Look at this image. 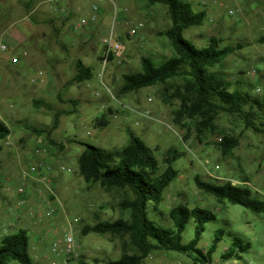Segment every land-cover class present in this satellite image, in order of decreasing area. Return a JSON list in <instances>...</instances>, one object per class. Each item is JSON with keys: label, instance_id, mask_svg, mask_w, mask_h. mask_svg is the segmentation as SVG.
<instances>
[{"label": "rangeland", "instance_id": "rangeland-1", "mask_svg": "<svg viewBox=\"0 0 264 264\" xmlns=\"http://www.w3.org/2000/svg\"><path fill=\"white\" fill-rule=\"evenodd\" d=\"M29 1L0 0V118L11 130L10 137L0 142V237L27 230L33 264L120 260L124 254L120 237L83 235L82 229L126 218L121 203L131 193L87 184L79 174L78 159L83 144L114 151L124 148L133 134L153 151L163 170L169 149L181 155L173 164L177 179L158 209L149 210L152 220L173 229L170 212L177 205L208 209L217 220L206 226L199 248L206 251L216 234L224 232L212 264H264V213L219 201L200 191L195 182L196 178L216 184L232 182L264 202V135L246 130L228 114L217 118L215 133L200 135L193 124L190 130L183 129L174 122L180 103L164 101V86L121 94L123 77L143 71L142 58H151L159 66L174 57L171 42L161 35L171 27L167 7L149 6L146 0H57L54 3L61 10L57 12L51 0H36L31 7ZM184 1L195 12H206L204 25L186 31L185 38L200 48L215 37L222 41L220 47L237 49L219 69L228 81H240L251 96L264 99V44L258 43L264 35V0ZM230 10L235 16L229 15ZM94 14L96 22L78 28ZM140 23L143 29L130 37V30ZM111 32L123 50L103 71L104 39ZM78 61L94 70L92 81L72 82ZM102 117L108 125L98 127ZM230 135L240 143L231 155H225L220 143ZM33 167L49 174L58 201L55 214L49 215L45 204L49 193L40 194L39 185L30 178L35 174ZM20 187L28 198L23 206L18 205ZM70 224L80 249L76 258L63 262L51 247L63 240ZM194 229L190 221L183 234L185 244L194 238ZM234 239L250 248L242 259L224 261L222 255ZM142 264L194 263L176 252H157Z\"/></svg>", "mask_w": 264, "mask_h": 264}, {"label": "trees", "instance_id": "trees-1", "mask_svg": "<svg viewBox=\"0 0 264 264\" xmlns=\"http://www.w3.org/2000/svg\"><path fill=\"white\" fill-rule=\"evenodd\" d=\"M35 1L30 0L29 7ZM146 1L149 6L167 7L171 27L161 35L171 42L174 57L159 66L151 58H142L143 71L123 77L121 94L164 86V101L171 103L177 100L180 103L174 114V122L183 129L190 130V124H193L200 135L206 132L215 133L218 130L215 124L217 118L221 114H228L241 121L246 130L264 135V99L251 96L240 81H228L225 73L219 69L237 49L233 46L220 47L222 41L215 37L210 39L208 45L199 48L184 36L186 31L204 25L206 12H195L192 5L184 0ZM258 43L264 44V35ZM109 60L112 61L113 56ZM93 79L94 70L78 61L72 82L83 84ZM176 80L179 82L176 83ZM169 89H173V92L166 95ZM97 123L98 127H105L108 120L102 117ZM57 126L58 121L54 128ZM10 135V128L0 118V142L8 139ZM129 135L128 144L114 151L83 144L85 149L78 159V169L85 182L89 185H100L106 190L131 193V198L121 203L126 218L85 226L82 229L83 235H111L124 241L122 258L118 261L108 260L105 264H142L151 254L157 252H176L187 256L194 264H212L213 254L222 242L224 232L216 234L211 247L206 251L201 250L199 244L206 226L217 220L213 212L179 204L170 212L173 229L160 226L149 216L150 208L158 209L164 201L166 191L177 179L179 172L174 169L173 164L181 155L176 150L169 149L164 160L166 168L163 170L146 143L133 134ZM239 143L237 137L230 135L222 138L220 146L225 155H231ZM195 182L200 191L219 201L241 206L255 214L264 213V202L255 197L248 188L232 182H205L199 178ZM190 221L195 224L194 238L185 244L183 234ZM249 248V245L234 239L222 258L224 261L242 259L241 255ZM30 250L31 240L27 230L20 229L15 234L2 236L0 264H33Z\"/></svg>", "mask_w": 264, "mask_h": 264}, {"label": "built area", "instance_id": "built-area-1", "mask_svg": "<svg viewBox=\"0 0 264 264\" xmlns=\"http://www.w3.org/2000/svg\"><path fill=\"white\" fill-rule=\"evenodd\" d=\"M56 1L57 0H51V4H52L54 11L58 12L60 9L58 8V6H56V3H54ZM229 15L235 16V12L233 10H230ZM96 20H97V15L94 14L89 21L82 20L80 24L78 25V28L80 29L85 28L89 25V23H94L96 22ZM143 27H144L143 23H140L137 26L133 27L129 32V36L135 37L138 34V32L141 29H143ZM78 28L74 27V29L73 28L72 29L73 31L76 32L78 31ZM104 46L105 48H104L103 60H102L103 71L105 67L109 64V62H111L109 60L110 56L114 57L116 54H118L120 51L123 50L122 43L116 40L115 34L113 32H111L109 36L106 39H104ZM2 49L4 51L6 50V47L4 46ZM138 114L147 116L142 113H138ZM7 144L12 145L10 141H8ZM46 152L47 151H45V154ZM32 172L35 174H33L30 178L33 184L39 185L38 186L39 193L43 194L44 191L49 193V197L47 198L45 202V204L48 205L49 215H51L52 213L55 214L57 211L56 204L58 203V201L56 200V197L54 195L52 183L48 178L49 174L47 175V172L43 171L40 167H33ZM18 194L20 196V199L18 200V205L19 206L25 205L28 199L26 195V189L24 187H20L18 190ZM79 249H80V245L76 239V232L74 228L71 226V224L63 240L53 243L51 247L52 253H54L56 256H59V257L62 256L64 262H68L69 260L76 258L78 255Z\"/></svg>", "mask_w": 264, "mask_h": 264}, {"label": "crops", "instance_id": "crops-1", "mask_svg": "<svg viewBox=\"0 0 264 264\" xmlns=\"http://www.w3.org/2000/svg\"><path fill=\"white\" fill-rule=\"evenodd\" d=\"M36 244L33 245V247L35 248ZM43 258V260L45 259L44 257H41V256H35V259H38V258ZM64 262V261H63ZM54 264H58L57 262H55Z\"/></svg>", "mask_w": 264, "mask_h": 264}]
</instances>
